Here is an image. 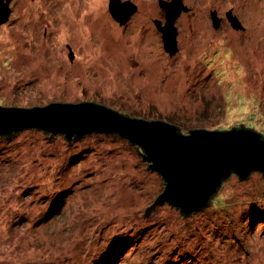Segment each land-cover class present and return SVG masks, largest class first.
<instances>
[{
    "label": "rangeland",
    "instance_id": "obj_1",
    "mask_svg": "<svg viewBox=\"0 0 264 264\" xmlns=\"http://www.w3.org/2000/svg\"><path fill=\"white\" fill-rule=\"evenodd\" d=\"M120 1L135 6L123 24L110 0H11L0 106L92 101L184 135L240 123L264 135V0H181L173 56L153 24L166 23L160 0ZM45 136L0 135V264H264L261 171L230 174L187 218L166 202L144 214L165 184L136 144Z\"/></svg>",
    "mask_w": 264,
    "mask_h": 264
},
{
    "label": "water",
    "instance_id": "obj_2",
    "mask_svg": "<svg viewBox=\"0 0 264 264\" xmlns=\"http://www.w3.org/2000/svg\"><path fill=\"white\" fill-rule=\"evenodd\" d=\"M9 1L0 0V23L7 19ZM160 7L166 12V23L163 27L160 22L155 24L162 33L164 49L171 55L177 50L174 22L186 7L181 0H160ZM134 10L135 6L129 2L110 0L109 11L120 24L125 23ZM226 15L233 26L244 29L230 11ZM211 16L217 26L220 18L215 10ZM25 127L39 128L53 135L63 134L68 144L70 140L77 141L94 132L117 133L136 144L148 168L160 174L165 183L162 193L144 214L166 202L187 216L209 205L217 188L231 173L245 179L253 170H259L264 176V140L250 127L228 131L189 128V134L184 135L177 131L179 126L163 120L130 117L92 101L51 102L44 107L30 108L0 106V135ZM53 138L52 135L47 137L48 141Z\"/></svg>",
    "mask_w": 264,
    "mask_h": 264
},
{
    "label": "trees",
    "instance_id": "obj_3",
    "mask_svg": "<svg viewBox=\"0 0 264 264\" xmlns=\"http://www.w3.org/2000/svg\"><path fill=\"white\" fill-rule=\"evenodd\" d=\"M118 112V111H117ZM120 113V112H119ZM123 114V113H122ZM126 115V114H125ZM175 127H177L176 125H174ZM37 129V128H36ZM239 130V129H248V127H245V126H231V127H227V128H224V127H222V128H217V130H221V131H228V130ZM250 129H252V128H250ZM217 130H215V131H217ZM40 131H43L44 133H47V131H44V130H42V129H40ZM177 131L179 132V133H181V134H183L182 133V130L179 128V127H177ZM18 132V131H17ZM50 133V132H49ZM96 133H99V132H96ZM13 134H16V132H14V133H11V134H6V136H11V135H13ZM105 134V133H104ZM111 134H115V135H117V136H119L117 133H109V135H111ZM261 134V133H260ZM50 135H53V134H51L50 133ZM262 135V134H261ZM120 137V136H119ZM261 139H263L264 140V135H262V137H261ZM138 151L141 153L142 152V150H141V148L140 147H138ZM141 160L142 161H144L143 159H142V155H141ZM145 162V161H144ZM147 163V162H146ZM147 168H148V163H147ZM149 169V168H148ZM150 170V169H149ZM232 174V173H231ZM230 176V175H229ZM228 178V177H227ZM226 178V179H227ZM226 179H224V180H226ZM223 180V181H224ZM222 181V182H223ZM165 184V183H164ZM217 190H218V188H217ZM217 193V192H216ZM216 193L215 194H213V196H212V198L211 199H213V197L215 198L216 196H218V195H216ZM216 195V196H215ZM220 196H218V198H219ZM217 198V200H219ZM155 200H156V198L153 200V202H155ZM259 201V200H258ZM165 203V202H164ZM221 203H222V200H221ZM222 204H224V202L222 203ZM156 206V205H155ZM171 206V205H170ZM208 206V205H207ZM206 206V207H207ZM175 207V206H174ZM175 208H177V207H175ZM204 209V208H203ZM212 209V208H211ZM177 210H178V212L180 213V215L181 216H183V217H188L189 215H187V216H184L181 212H180V209L179 208H177ZM220 210L221 211H223L224 209H223V207L222 208H220ZM215 211H217V210H215ZM191 215V214H190Z\"/></svg>",
    "mask_w": 264,
    "mask_h": 264
},
{
    "label": "flooded vegetation",
    "instance_id": "obj_4",
    "mask_svg": "<svg viewBox=\"0 0 264 264\" xmlns=\"http://www.w3.org/2000/svg\"><path fill=\"white\" fill-rule=\"evenodd\" d=\"M10 3H11V0L8 2V9H9L8 18H9L10 13H11V9H10V5H11V4H10ZM158 5L160 6V4H158ZM76 6H77V5H76ZM79 8H81V11H83V10L86 11V10L83 9V7H81V6H79ZM107 9H108V13H109L110 17H111L113 20H115V19L113 18V16H112L111 12L109 11V6H108V5H107ZM161 9H162V8H161ZM183 12H184V11H183ZM132 15H133V14H132ZM132 15H131V16H132ZM131 16H130V17H131ZM130 17H129V19H130ZM8 18H7V19H8ZM129 19H128V20H129ZM156 20H157V19H156ZM115 21H116V20H115ZM155 23H156V21L154 20V21H153V24H154V26L156 27V24H155ZM157 30H158V29H157ZM168 54H169V53H168ZM174 54H175V53H174ZM174 54H171V55L169 54V55H170V56H173ZM88 135H90V134H88ZM85 136H86V135H85ZM83 137H84V136H83ZM77 141H78V140H77ZM74 142H75V141H74Z\"/></svg>",
    "mask_w": 264,
    "mask_h": 264
},
{
    "label": "bare ground",
    "instance_id": "obj_5",
    "mask_svg": "<svg viewBox=\"0 0 264 264\" xmlns=\"http://www.w3.org/2000/svg\"><path fill=\"white\" fill-rule=\"evenodd\" d=\"M6 107H9V106H6Z\"/></svg>",
    "mask_w": 264,
    "mask_h": 264
}]
</instances>
